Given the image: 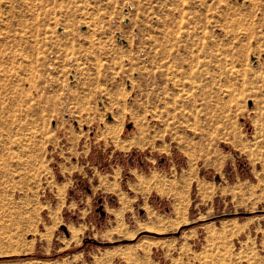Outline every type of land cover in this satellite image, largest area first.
I'll return each mask as SVG.
<instances>
[{
  "label": "rangeland",
  "instance_id": "rangeland-1",
  "mask_svg": "<svg viewBox=\"0 0 264 264\" xmlns=\"http://www.w3.org/2000/svg\"><path fill=\"white\" fill-rule=\"evenodd\" d=\"M0 264H264V0H0Z\"/></svg>",
  "mask_w": 264,
  "mask_h": 264
},
{
  "label": "crops",
  "instance_id": "crops-1",
  "mask_svg": "<svg viewBox=\"0 0 264 264\" xmlns=\"http://www.w3.org/2000/svg\"><path fill=\"white\" fill-rule=\"evenodd\" d=\"M132 172H133V174L136 175L137 180L130 181L128 183V185H129V188L131 190H137V189H139L138 182H140L143 179V177L139 172H137V170L132 171ZM111 178H113V179H110V183H111L110 185H107L105 187L101 186L100 188L98 187L97 191H103V192H107V193H111L110 191H113L120 197V201L123 202L125 206H127L129 203H131V201L129 200L131 198L127 195V192L122 191V188L120 187V184L118 183L115 176H112ZM108 187L111 188L110 191H107L106 188H108ZM116 219L117 218L115 216H114V218H112V224L109 225V226H111V228L108 229L107 231H105V233L106 232L109 233L110 231H112L113 233H116L117 235H119V233H117V232L121 231V225H123V224H122V222L117 221Z\"/></svg>",
  "mask_w": 264,
  "mask_h": 264
},
{
  "label": "trees",
  "instance_id": "trees-1",
  "mask_svg": "<svg viewBox=\"0 0 264 264\" xmlns=\"http://www.w3.org/2000/svg\"><path fill=\"white\" fill-rule=\"evenodd\" d=\"M106 224V217H99L98 218V226L101 228Z\"/></svg>",
  "mask_w": 264,
  "mask_h": 264
},
{
  "label": "water",
  "instance_id": "water-1",
  "mask_svg": "<svg viewBox=\"0 0 264 264\" xmlns=\"http://www.w3.org/2000/svg\"><path fill=\"white\" fill-rule=\"evenodd\" d=\"M101 201V200H100ZM98 211L101 213V216L104 217L106 215L105 211L102 209H98Z\"/></svg>",
  "mask_w": 264,
  "mask_h": 264
},
{
  "label": "bare ground",
  "instance_id": "bare-ground-1",
  "mask_svg": "<svg viewBox=\"0 0 264 264\" xmlns=\"http://www.w3.org/2000/svg\"><path fill=\"white\" fill-rule=\"evenodd\" d=\"M2 40H3V39H2ZM3 42H5V41H3ZM3 42H2V43H3ZM3 50H4V49H3ZM136 141H137V140H136ZM138 141H139V140H138ZM138 143H140V142H138ZM150 182H151V181H150ZM152 182H153V181H152ZM176 223H177V222H176ZM178 223H179V222H178ZM175 225H176V224H175ZM177 225H179V224H177ZM155 227H156V226H155ZM156 229H157V228H156ZM162 229L164 230V228H162ZM162 229H161V230H162ZM165 229H166V227H165ZM157 230H158V229H157ZM163 230H162V231H163ZM7 235H8V234H7Z\"/></svg>",
  "mask_w": 264,
  "mask_h": 264
}]
</instances>
